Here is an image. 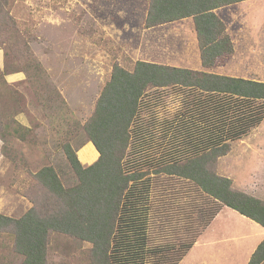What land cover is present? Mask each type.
Instances as JSON below:
<instances>
[{
  "label": "trees",
  "instance_id": "obj_1",
  "mask_svg": "<svg viewBox=\"0 0 264 264\" xmlns=\"http://www.w3.org/2000/svg\"><path fill=\"white\" fill-rule=\"evenodd\" d=\"M242 1L148 0L144 27L191 17L203 64L211 65L209 57L233 52L214 10ZM13 117L0 109L3 141ZM263 119L264 82L142 61L131 71L114 64L80 126L85 140L76 149L62 145L74 185L51 166L40 169L41 200L18 219L0 215V233L11 237L21 264H47L51 232L92 244L94 264H178L222 207L264 228V201L217 173L230 143ZM87 142L98 158L84 166L76 152ZM247 264H264V239Z\"/></svg>",
  "mask_w": 264,
  "mask_h": 264
},
{
  "label": "rangeland",
  "instance_id": "obj_2",
  "mask_svg": "<svg viewBox=\"0 0 264 264\" xmlns=\"http://www.w3.org/2000/svg\"><path fill=\"white\" fill-rule=\"evenodd\" d=\"M147 5L148 0H0V50L4 54L0 77L16 70L25 75L23 81L8 87L0 79V109L16 122L10 124L11 134L4 141L0 138V215L18 219L37 206L43 190L35 175L44 167L51 166L63 182L74 185L76 179L62 145L67 141L76 149L85 140L80 126L92 115L112 66L131 71L136 61L147 58V53L138 51ZM238 6L236 10H248L242 2ZM226 11L217 12L232 33L238 28L251 29L249 22L232 21L228 15L234 10ZM239 32L231 36L242 42L244 33ZM239 42L243 57H249L244 52L246 44ZM257 48L262 52L253 53V68L244 67L236 74L264 81V46ZM165 56L164 62L173 63ZM218 63L212 73L234 71L221 69L223 60ZM256 137L264 140V120L244 140ZM246 160L243 175L249 180L251 164ZM172 182L185 191V182ZM182 208L185 215L186 203ZM185 217L180 224L186 222ZM224 224L215 222L209 238L220 237ZM91 249L89 242L51 232L47 264H94ZM21 262L11 237L0 233V264Z\"/></svg>",
  "mask_w": 264,
  "mask_h": 264
},
{
  "label": "crops",
  "instance_id": "obj_3",
  "mask_svg": "<svg viewBox=\"0 0 264 264\" xmlns=\"http://www.w3.org/2000/svg\"><path fill=\"white\" fill-rule=\"evenodd\" d=\"M242 3L248 6L245 7L248 10H236L239 7V3L234 4L235 6L228 5L218 9H225L227 10L226 12L234 10L228 15L232 21L250 23L251 29L249 31L243 30V28L234 30L235 33L237 31L244 33L242 42L231 36H234L235 33L231 32L229 23L217 12L218 10L214 12L224 23L225 32L230 36L233 47L231 55L224 57V55H221L222 53H217L219 55L211 56L207 59V62H212V64L205 66L201 56L194 20L191 17H187L150 28H145L143 24L142 34L138 39V51L144 52V54L147 53L148 56L138 61L264 82L242 77L241 72L236 74V70H241L244 67L253 68L255 59L252 55L253 53L256 54V52H262V50H258V45L264 46V0H245ZM145 17L146 12L143 21H145ZM252 28L257 29L253 30ZM238 42L240 45L241 43L246 44L244 52L249 53V57H243V53L238 47ZM178 53L181 54L180 57H178ZM166 54L172 58L173 63L164 62L166 61ZM220 60H223V64L220 65L221 69L227 68L234 71L232 73H212L219 65L218 62ZM225 60L226 62H224ZM246 62L249 63L247 66ZM0 67L1 69L4 67V54L1 50ZM24 78L25 75L21 71H14L4 75V80L8 85L21 82ZM77 156L82 165L88 166L96 161L98 152L92 143L87 142L77 151ZM246 159H250L251 164L247 175L249 180H246L244 178L246 175H243ZM217 172L219 175L229 178L232 181L233 188L236 190L264 201V140L256 137L254 140L247 141L243 137V139L231 142L230 151L218 160ZM221 220L226 224L221 228L220 237L217 234L216 237L212 236L209 238V233L214 223ZM263 239L264 228L236 211L222 207L178 264H247Z\"/></svg>",
  "mask_w": 264,
  "mask_h": 264
}]
</instances>
